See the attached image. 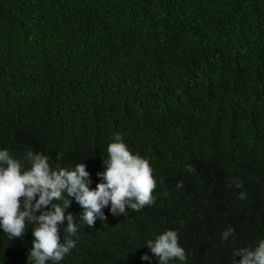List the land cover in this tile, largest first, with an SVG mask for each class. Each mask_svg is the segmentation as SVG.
I'll list each match as a JSON object with an SVG mask.
<instances>
[{
    "label": "trees",
    "instance_id": "16d2710c",
    "mask_svg": "<svg viewBox=\"0 0 264 264\" xmlns=\"http://www.w3.org/2000/svg\"><path fill=\"white\" fill-rule=\"evenodd\" d=\"M117 132L149 161L154 203L77 219L59 264H158L146 242L166 230L187 257L169 264H232L264 239V0H0V150L83 163L94 189ZM26 225L0 229V264H28Z\"/></svg>",
    "mask_w": 264,
    "mask_h": 264
},
{
    "label": "clouds",
    "instance_id": "9594fccd",
    "mask_svg": "<svg viewBox=\"0 0 264 264\" xmlns=\"http://www.w3.org/2000/svg\"><path fill=\"white\" fill-rule=\"evenodd\" d=\"M107 154L108 159L102 160L104 171L96 174L102 182L90 189V173L83 163L71 169L58 167L53 170L47 155L27 150L25 159L29 167L23 168L22 161L7 149L0 150V229L12 239L24 234L26 221L34 225L28 264H46L47 261L59 264L76 247L77 241L71 237L77 236V219L93 227L97 218L107 219L102 209L109 204V211L116 216L126 215L128 210L139 212L154 203L156 180L149 161L133 154L119 132L107 145ZM186 171L195 172V168L188 164ZM183 186L182 181L176 184L177 188ZM242 186L243 182L237 179L235 187ZM68 197H73L82 208L79 217L65 214L71 204ZM238 198L247 199V194L240 192ZM45 208L48 210H42ZM65 221L63 232L67 235L61 240L59 226ZM233 234L234 229L228 227L221 233V242ZM146 247L158 264H169L173 259L183 262L187 258L174 230H166L154 240H148ZM141 259L148 260L149 256L142 255ZM232 264H264V239L258 240L254 247L235 248Z\"/></svg>",
    "mask_w": 264,
    "mask_h": 264
}]
</instances>
